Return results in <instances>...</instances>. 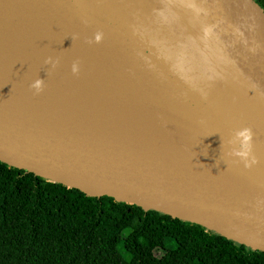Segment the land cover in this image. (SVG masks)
<instances>
[{"label": "water", "instance_id": "water-1", "mask_svg": "<svg viewBox=\"0 0 264 264\" xmlns=\"http://www.w3.org/2000/svg\"><path fill=\"white\" fill-rule=\"evenodd\" d=\"M0 162L264 252V8L0 0Z\"/></svg>", "mask_w": 264, "mask_h": 264}, {"label": "trees", "instance_id": "trees-1", "mask_svg": "<svg viewBox=\"0 0 264 264\" xmlns=\"http://www.w3.org/2000/svg\"><path fill=\"white\" fill-rule=\"evenodd\" d=\"M0 264H264V252L0 162Z\"/></svg>", "mask_w": 264, "mask_h": 264}, {"label": "bare ground", "instance_id": "bare-ground-1", "mask_svg": "<svg viewBox=\"0 0 264 264\" xmlns=\"http://www.w3.org/2000/svg\"><path fill=\"white\" fill-rule=\"evenodd\" d=\"M104 105V104H103ZM126 113L123 114L122 111H116L115 109L108 108V113L113 114L114 116L121 117V120H124L128 123H140L143 127L147 126V118L142 116L140 113H136L129 110H124ZM87 114V113H86ZM95 116V113L94 115ZM97 122L102 123V124H108L105 123L103 120H98ZM112 125L113 124H109ZM134 128V127H133ZM172 144H164L162 147L165 148L169 153L175 156H184V157H190V152L185 149L184 147L180 146L178 143L174 142L173 140L169 139Z\"/></svg>", "mask_w": 264, "mask_h": 264}, {"label": "clouds", "instance_id": "clouds-1", "mask_svg": "<svg viewBox=\"0 0 264 264\" xmlns=\"http://www.w3.org/2000/svg\"><path fill=\"white\" fill-rule=\"evenodd\" d=\"M205 32H206V35H210L211 34V29L210 28L206 29ZM101 39H102V34L98 33L96 35V41L99 42ZM75 70L76 69L74 68V71ZM42 84H43V81L37 80L35 84L31 85V87L35 88V89H40ZM204 98L207 99L206 94H205ZM237 135L243 141V143L241 145L243 150L239 151V152H236L235 155H237V156H239L242 159L247 161V159L251 155V151H252V146H251L252 132H251V129H245L244 131L239 132ZM252 163H257L255 157H253ZM246 166L247 167H251V164H246Z\"/></svg>", "mask_w": 264, "mask_h": 264}, {"label": "rangeland", "instance_id": "rangeland-1", "mask_svg": "<svg viewBox=\"0 0 264 264\" xmlns=\"http://www.w3.org/2000/svg\"><path fill=\"white\" fill-rule=\"evenodd\" d=\"M164 253H165L164 251L159 250V251L156 252V255H157V256H163Z\"/></svg>", "mask_w": 264, "mask_h": 264}]
</instances>
